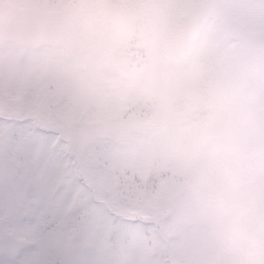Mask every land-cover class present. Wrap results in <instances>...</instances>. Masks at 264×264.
<instances>
[{
	"label": "clouds",
	"instance_id": "1",
	"mask_svg": "<svg viewBox=\"0 0 264 264\" xmlns=\"http://www.w3.org/2000/svg\"><path fill=\"white\" fill-rule=\"evenodd\" d=\"M0 264H264V0H0Z\"/></svg>",
	"mask_w": 264,
	"mask_h": 264
}]
</instances>
